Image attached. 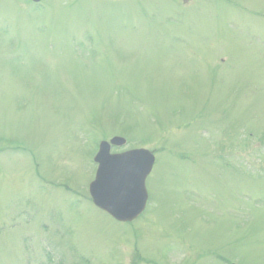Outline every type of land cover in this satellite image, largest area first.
Here are the masks:
<instances>
[{
  "label": "rangeland",
  "instance_id": "rangeland-1",
  "mask_svg": "<svg viewBox=\"0 0 264 264\" xmlns=\"http://www.w3.org/2000/svg\"><path fill=\"white\" fill-rule=\"evenodd\" d=\"M33 5L0 0V264H264V0ZM114 136L155 159L124 224Z\"/></svg>",
  "mask_w": 264,
  "mask_h": 264
},
{
  "label": "water",
  "instance_id": "water-1",
  "mask_svg": "<svg viewBox=\"0 0 264 264\" xmlns=\"http://www.w3.org/2000/svg\"><path fill=\"white\" fill-rule=\"evenodd\" d=\"M114 143L120 144L122 141ZM107 151L108 147L102 145V151L96 160L100 163L106 161V165L110 164L113 158L107 155ZM134 154H140L143 161L145 160L144 167L134 165ZM127 155L117 162L123 163L122 166L116 163L111 164L109 168L101 167L95 182L90 185V194L95 204L118 220L132 219L143 208L145 200L143 182L152 163V158L146 151L131 152ZM132 199H135V205L128 206Z\"/></svg>",
  "mask_w": 264,
  "mask_h": 264
}]
</instances>
